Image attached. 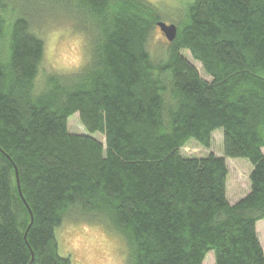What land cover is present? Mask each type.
<instances>
[{
	"label": "trees",
	"instance_id": "1",
	"mask_svg": "<svg viewBox=\"0 0 264 264\" xmlns=\"http://www.w3.org/2000/svg\"><path fill=\"white\" fill-rule=\"evenodd\" d=\"M55 21L88 60L41 76ZM159 22L177 34L153 54ZM169 22L148 0H0V264H71L66 217L121 235L126 264H264V0H190ZM218 129L225 157L182 154ZM227 157L253 164L234 204Z\"/></svg>",
	"mask_w": 264,
	"mask_h": 264
},
{
	"label": "rangeland",
	"instance_id": "2",
	"mask_svg": "<svg viewBox=\"0 0 264 264\" xmlns=\"http://www.w3.org/2000/svg\"><path fill=\"white\" fill-rule=\"evenodd\" d=\"M159 7L163 14V20L169 22L170 19L180 18L184 14L186 2L190 0H148ZM83 36L74 30L73 26L67 22L55 21L45 30L43 38L45 40V58L42 63L41 76L50 72L49 69L56 72H72L67 70L57 71L53 68L55 63L63 62L72 53L77 45V39ZM84 37V36H83ZM85 39V37H84ZM167 38L163 32L157 28L156 32L150 39V48L153 54H157L167 48ZM84 50L88 56L87 43L85 39ZM157 52V53H156ZM188 59L196 65L201 76L207 80L211 77L206 75L202 65L194 60L191 53L184 52ZM88 60V59H87ZM69 129L76 134H86L87 131L83 127L79 114L76 113L69 118ZM95 137L104 140L101 133H96ZM223 130L218 129L213 134V141L211 148L207 149L201 146L195 140H192L182 149V154L186 156H205L210 152H214L219 156L225 157L223 147ZM227 166L229 168V176L227 183V198L230 203L234 204L243 198L251 188L250 173L253 169V164L247 158H226ZM80 217H66L61 225L56 229V237L59 245V253L64 257H69L71 264H105L109 255H115L112 252L111 246L107 243H98L104 234H113L104 225L100 223L88 222ZM83 226H87L93 231L83 232ZM258 236L264 248V219L257 223ZM73 245H79L75 250L68 249L69 242ZM125 243V242H124ZM119 254H123V249L119 250ZM128 257V252H127ZM127 259L124 264H126ZM204 264H215L214 252L207 254Z\"/></svg>",
	"mask_w": 264,
	"mask_h": 264
},
{
	"label": "clouds",
	"instance_id": "3",
	"mask_svg": "<svg viewBox=\"0 0 264 264\" xmlns=\"http://www.w3.org/2000/svg\"><path fill=\"white\" fill-rule=\"evenodd\" d=\"M85 39L83 36H79L77 39V45L72 51V53L67 57V59L63 62L55 63L53 68L57 71L67 70L76 72L79 71L83 65L87 62L88 56L84 50ZM53 69H49L51 72ZM41 88L39 84L37 88L34 89V95L39 96L41 92ZM82 231L87 233L93 231L92 229L88 228L87 226H83ZM98 243H107L111 246L112 252L115 255H109L105 261V264H124L125 260L127 259V248L124 243L123 237L118 233L113 234H104L101 238V241ZM79 245H73L72 242H69L68 249L70 251L75 250L76 247ZM123 249V254H119V250ZM78 264H79V257Z\"/></svg>",
	"mask_w": 264,
	"mask_h": 264
},
{
	"label": "water",
	"instance_id": "4",
	"mask_svg": "<svg viewBox=\"0 0 264 264\" xmlns=\"http://www.w3.org/2000/svg\"><path fill=\"white\" fill-rule=\"evenodd\" d=\"M159 27L161 30L164 32L166 37L171 41L174 40L177 34V27L174 24L168 25L164 22H159L158 23Z\"/></svg>",
	"mask_w": 264,
	"mask_h": 264
},
{
	"label": "crops",
	"instance_id": "5",
	"mask_svg": "<svg viewBox=\"0 0 264 264\" xmlns=\"http://www.w3.org/2000/svg\"><path fill=\"white\" fill-rule=\"evenodd\" d=\"M257 231H258V229H257ZM259 239H260V237H259ZM262 243V242H261Z\"/></svg>",
	"mask_w": 264,
	"mask_h": 264
},
{
	"label": "bare ground",
	"instance_id": "6",
	"mask_svg": "<svg viewBox=\"0 0 264 264\" xmlns=\"http://www.w3.org/2000/svg\"><path fill=\"white\" fill-rule=\"evenodd\" d=\"M161 21V20H160Z\"/></svg>",
	"mask_w": 264,
	"mask_h": 264
}]
</instances>
